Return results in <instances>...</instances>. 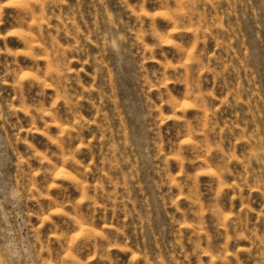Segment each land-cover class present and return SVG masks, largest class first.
Listing matches in <instances>:
<instances>
[{
    "label": "rangeland",
    "instance_id": "1",
    "mask_svg": "<svg viewBox=\"0 0 264 264\" xmlns=\"http://www.w3.org/2000/svg\"><path fill=\"white\" fill-rule=\"evenodd\" d=\"M0 264H264V0H0Z\"/></svg>",
    "mask_w": 264,
    "mask_h": 264
}]
</instances>
